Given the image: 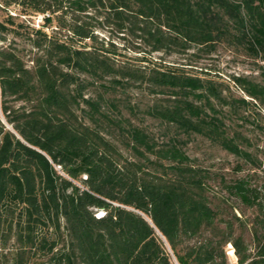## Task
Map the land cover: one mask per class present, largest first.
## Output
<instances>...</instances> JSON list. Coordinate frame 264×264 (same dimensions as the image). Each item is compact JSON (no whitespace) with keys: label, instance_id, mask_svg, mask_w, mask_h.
<instances>
[{"label":"trees","instance_id":"1","mask_svg":"<svg viewBox=\"0 0 264 264\" xmlns=\"http://www.w3.org/2000/svg\"><path fill=\"white\" fill-rule=\"evenodd\" d=\"M0 5L18 9L0 21V41L9 31L26 38L25 50L0 45V264H228L227 244L238 264H264L260 148L241 128L242 108L256 101L264 109V84L233 76L251 98L236 100L212 78L119 62L112 42L95 33L113 25L134 34L146 53H173L193 45L210 51L223 36L250 32L257 51L264 0ZM28 14L43 22L26 32L14 19ZM130 92L150 99L131 102ZM123 110L157 120L161 142ZM194 136L237 157L236 172L249 170L220 176L229 194L257 211L248 224L213 205L210 171L183 148Z\"/></svg>","mask_w":264,"mask_h":264},{"label":"rangeland","instance_id":"2","mask_svg":"<svg viewBox=\"0 0 264 264\" xmlns=\"http://www.w3.org/2000/svg\"><path fill=\"white\" fill-rule=\"evenodd\" d=\"M7 14L17 15V7L11 5L3 8L0 5V21L4 20ZM14 20L16 22L23 21V30L26 32L32 27L41 26L43 22L41 14L18 15L15 16ZM91 22L97 24V19L92 18ZM47 29L50 30V28ZM95 33L99 40L103 39L104 41L112 42L116 49L114 57L119 62L149 66L156 65L160 68L175 67L186 73L212 78L216 82L223 84L224 93L228 97L236 100L241 97L247 100H251V98L239 86L234 84L232 81L233 76H244L264 84V49L257 47V51H254L250 47L252 39L250 32L243 37L233 34L223 36L221 40L216 41L210 51L199 50L200 47L193 45L185 51L173 53L160 51L146 53L148 47L143 43H139L134 34L128 31H117L113 25H97ZM23 39L26 40V38ZM23 39L15 32L9 31L7 39L0 41V45L10 43L12 47L17 46L25 50ZM143 56H146V59L143 60ZM127 99L131 102L136 99L146 102L150 97L130 92L127 95ZM253 103L241 109L242 113L248 115V120L243 122L244 125L241 128L245 134L251 136L259 144L260 152L258 158L261 161V166L257 170L256 178L258 184L264 186V136L258 135L259 130L257 127L254 128L255 124L253 123V121L258 122V124L264 126V109L259 106L258 102L253 101ZM123 115L131 117L133 122L145 127L152 133L157 142H161L163 139L165 130L157 120L143 115L142 112H138L137 115L133 116L127 110H123ZM0 116L4 121V117L1 114ZM183 148L192 158L193 163L210 171L212 177L209 179L208 192L213 205L220 208L224 214L223 216L235 219V215L247 224L252 221L257 211L252 207L243 205L236 196L229 194L220 180V176H224L226 180H233L238 176L247 174L249 171L247 169L239 172L234 170V166L239 159L218 146L211 145L199 136L192 137ZM235 226L238 232L240 228L237 220H235ZM244 239L249 249L253 251V243L247 231L244 233ZM225 249L228 264H238L237 256L231 245L227 244ZM230 250H232V253L229 252ZM170 258L175 263L171 252Z\"/></svg>","mask_w":264,"mask_h":264},{"label":"bare ground","instance_id":"3","mask_svg":"<svg viewBox=\"0 0 264 264\" xmlns=\"http://www.w3.org/2000/svg\"><path fill=\"white\" fill-rule=\"evenodd\" d=\"M229 252H231V253H232V250H230Z\"/></svg>","mask_w":264,"mask_h":264}]
</instances>
